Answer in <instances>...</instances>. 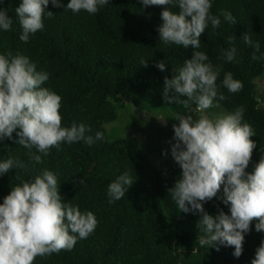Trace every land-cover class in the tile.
Listing matches in <instances>:
<instances>
[{"label": "trees", "instance_id": "1", "mask_svg": "<svg viewBox=\"0 0 264 264\" xmlns=\"http://www.w3.org/2000/svg\"><path fill=\"white\" fill-rule=\"evenodd\" d=\"M68 2L60 0L62 6L56 7L49 0L46 10L53 12V17L45 14L44 29L27 43L19 39L21 29L15 16L21 0L0 2L13 18L11 30H0V54H23L38 71L49 73L44 87L62 97L63 126L75 121L89 126V135L104 134L103 140L91 146L77 142L62 144L60 150L53 148L40 164L32 159L33 153L39 154L36 149L29 150L6 137L0 140V162L16 157L27 165L26 170L14 168L0 176V203L11 186L32 180L47 168L57 174L64 202L78 205L82 212H93L98 221L95 231L78 240L71 251L37 257L34 264H251L256 248L264 241V232L255 231L256 221L245 235L239 258L232 255L234 247L220 246L217 251L199 246L200 214L179 212L168 194L182 175L173 157L163 155L164 168L159 169L136 138H116L105 131L117 118L114 100L135 103L136 110L169 107L175 115L188 114L182 106L164 104L161 94L164 77L171 79L172 69L190 59L194 49L160 41L161 6L145 7L140 0H109L90 15L73 13L66 8ZM221 10L230 12L237 23L230 24L220 16V27L213 30L209 24L198 50L214 65H223L217 83L227 71L243 82V90L235 94L221 88L227 99L219 103L225 112L240 106L245 109L244 120L256 132L251 138L256 148L246 169L252 172L264 155V60L252 59L254 48L242 38L250 34L253 42L260 44L256 55L264 53V0H213L212 14L220 15ZM233 46L235 58L226 62L223 53ZM160 60L166 64L163 72L155 66ZM142 61L147 62L146 67ZM13 139H18L15 132ZM126 171L134 183L123 198L109 203L108 184ZM222 195L221 188L216 198L204 204L205 211L213 216L221 210L230 214Z\"/></svg>", "mask_w": 264, "mask_h": 264}, {"label": "clouds", "instance_id": "2", "mask_svg": "<svg viewBox=\"0 0 264 264\" xmlns=\"http://www.w3.org/2000/svg\"><path fill=\"white\" fill-rule=\"evenodd\" d=\"M2 2V0H0ZM145 6H161L162 23L157 31L164 45H176L194 49L190 59L182 66L173 68V77H164L162 98L164 104H176L188 110L177 113L173 124L171 155L182 169L168 194L179 212L199 213L197 237L201 247L210 246L217 251L220 246L234 247L232 255L239 258L243 253L245 235L250 233L253 221L255 231L264 232V155L247 172L253 150L256 148L254 128L244 120V107L210 117L207 110L220 108V101L227 97L226 89L235 94L243 90V82L235 79L231 71L220 78L223 65H214L209 57L198 49L201 36L209 24L215 30L221 19L236 24V18L221 10L213 15V0H140ZM53 6H62L60 0H51ZM49 0H21L15 8V16L21 33L20 41L27 43L32 35L44 29L45 14ZM109 4V0H69L66 5L73 13L85 11L90 15ZM178 8L179 11H173ZM13 18L0 7V30H11ZM242 41L253 47L252 59L264 60L259 42H253L250 34ZM229 37V43H232ZM236 47L226 49L223 58L231 62ZM145 67L146 61L141 62ZM165 71L164 60L156 62ZM49 73L38 71L35 63L20 53L0 54V140L5 137L29 150L36 149L32 159L43 163V157L53 148L60 150L62 144L83 142L93 145L103 140L104 134L87 133L91 128L84 123L72 122L63 126L60 109L62 97L44 87ZM183 97V99H182ZM195 106V107H193ZM200 115L193 117L191 112ZM19 130V131H17ZM18 139H13V133ZM26 170L27 165L16 157L0 162V176L12 169ZM19 179V175H17ZM134 183L126 171L107 186L109 203L123 198ZM60 182L53 171L44 168L32 180H22L11 186L8 195L0 203V264H34L37 257L51 256L71 251L78 240L91 235L98 221L91 211H81L78 205L64 202L60 194ZM222 188V203L229 207L213 216L205 211L204 204L216 198ZM251 264H264V241L255 250Z\"/></svg>", "mask_w": 264, "mask_h": 264}, {"label": "rangeland", "instance_id": "3", "mask_svg": "<svg viewBox=\"0 0 264 264\" xmlns=\"http://www.w3.org/2000/svg\"><path fill=\"white\" fill-rule=\"evenodd\" d=\"M114 103L117 105V118L105 126L106 133L116 138H136L141 148L148 153L150 162L159 169L164 168L163 155H171V147L175 143L172 125L179 123L175 120L176 115L169 107L150 106L148 110L137 111L130 103L115 100ZM224 112L222 108L207 110L210 117ZM191 115L196 117L200 114L193 111Z\"/></svg>", "mask_w": 264, "mask_h": 264}, {"label": "water", "instance_id": "4", "mask_svg": "<svg viewBox=\"0 0 264 264\" xmlns=\"http://www.w3.org/2000/svg\"><path fill=\"white\" fill-rule=\"evenodd\" d=\"M131 105L133 106V108H135V107H136L135 103H132ZM137 111H139V110H137Z\"/></svg>", "mask_w": 264, "mask_h": 264}]
</instances>
